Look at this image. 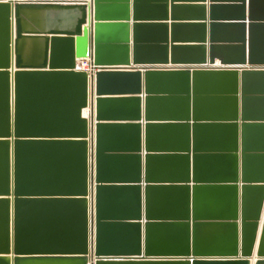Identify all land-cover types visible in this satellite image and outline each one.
<instances>
[{"label":"water","instance_id":"water-1","mask_svg":"<svg viewBox=\"0 0 264 264\" xmlns=\"http://www.w3.org/2000/svg\"><path fill=\"white\" fill-rule=\"evenodd\" d=\"M206 2L0 0V264H264V0Z\"/></svg>","mask_w":264,"mask_h":264},{"label":"built area","instance_id":"built-area-1","mask_svg":"<svg viewBox=\"0 0 264 264\" xmlns=\"http://www.w3.org/2000/svg\"><path fill=\"white\" fill-rule=\"evenodd\" d=\"M78 65H79V69H81V70H85V71L90 72L92 69V64H91L90 58H84V59L79 60Z\"/></svg>","mask_w":264,"mask_h":264},{"label":"crops","instance_id":"crops-1","mask_svg":"<svg viewBox=\"0 0 264 264\" xmlns=\"http://www.w3.org/2000/svg\"><path fill=\"white\" fill-rule=\"evenodd\" d=\"M197 3H202V2H197ZM206 3L209 4V0H207ZM208 12H209V11H208ZM208 12H207V17L209 16V13H208ZM193 17L197 18L198 16H193ZM169 22H170V21H169ZM217 63H219V61H217ZM83 116H84V117H88V114H87V115L83 114ZM252 264H254L253 260H252Z\"/></svg>","mask_w":264,"mask_h":264},{"label":"bare ground","instance_id":"bare-ground-1","mask_svg":"<svg viewBox=\"0 0 264 264\" xmlns=\"http://www.w3.org/2000/svg\"><path fill=\"white\" fill-rule=\"evenodd\" d=\"M84 114H85V115L88 114V110H87V109L84 110Z\"/></svg>","mask_w":264,"mask_h":264}]
</instances>
